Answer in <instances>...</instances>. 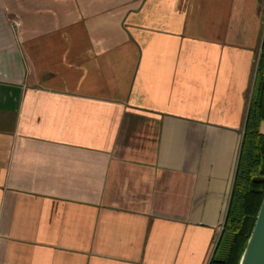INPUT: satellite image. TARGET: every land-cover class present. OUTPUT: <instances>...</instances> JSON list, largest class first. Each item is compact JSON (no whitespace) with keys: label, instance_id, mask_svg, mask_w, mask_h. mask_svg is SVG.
<instances>
[{"label":"crops","instance_id":"1","mask_svg":"<svg viewBox=\"0 0 264 264\" xmlns=\"http://www.w3.org/2000/svg\"><path fill=\"white\" fill-rule=\"evenodd\" d=\"M264 0H0V264H209Z\"/></svg>","mask_w":264,"mask_h":264},{"label":"trees","instance_id":"2","mask_svg":"<svg viewBox=\"0 0 264 264\" xmlns=\"http://www.w3.org/2000/svg\"><path fill=\"white\" fill-rule=\"evenodd\" d=\"M264 199V38L223 231L209 264H239Z\"/></svg>","mask_w":264,"mask_h":264},{"label":"water","instance_id":"3","mask_svg":"<svg viewBox=\"0 0 264 264\" xmlns=\"http://www.w3.org/2000/svg\"><path fill=\"white\" fill-rule=\"evenodd\" d=\"M239 264H264V199Z\"/></svg>","mask_w":264,"mask_h":264},{"label":"rangeland","instance_id":"4","mask_svg":"<svg viewBox=\"0 0 264 264\" xmlns=\"http://www.w3.org/2000/svg\"><path fill=\"white\" fill-rule=\"evenodd\" d=\"M261 47H262V45H260L259 48L257 49V54H256L257 57H256V60H255V68L256 69H257L258 59H259V56H260V53H261Z\"/></svg>","mask_w":264,"mask_h":264},{"label":"built area","instance_id":"5","mask_svg":"<svg viewBox=\"0 0 264 264\" xmlns=\"http://www.w3.org/2000/svg\"><path fill=\"white\" fill-rule=\"evenodd\" d=\"M223 227H224V225H222L221 228H220V234H221L222 231H223Z\"/></svg>","mask_w":264,"mask_h":264}]
</instances>
